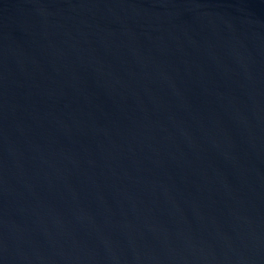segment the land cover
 <instances>
[{"label": "water", "instance_id": "obj_1", "mask_svg": "<svg viewBox=\"0 0 264 264\" xmlns=\"http://www.w3.org/2000/svg\"><path fill=\"white\" fill-rule=\"evenodd\" d=\"M0 264H264V0H0Z\"/></svg>", "mask_w": 264, "mask_h": 264}]
</instances>
